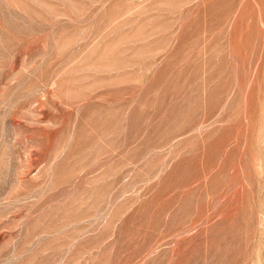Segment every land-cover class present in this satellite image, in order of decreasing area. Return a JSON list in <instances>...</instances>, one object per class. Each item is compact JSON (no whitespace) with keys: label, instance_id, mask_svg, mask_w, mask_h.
<instances>
[{"label":"rangeland","instance_id":"374dc122","mask_svg":"<svg viewBox=\"0 0 264 264\" xmlns=\"http://www.w3.org/2000/svg\"><path fill=\"white\" fill-rule=\"evenodd\" d=\"M0 264H264V0H0Z\"/></svg>","mask_w":264,"mask_h":264}]
</instances>
